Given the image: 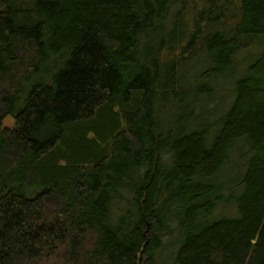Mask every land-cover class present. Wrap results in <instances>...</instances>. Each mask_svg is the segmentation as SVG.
<instances>
[{
    "label": "trees",
    "instance_id": "1",
    "mask_svg": "<svg viewBox=\"0 0 264 264\" xmlns=\"http://www.w3.org/2000/svg\"><path fill=\"white\" fill-rule=\"evenodd\" d=\"M0 264H264V0H0Z\"/></svg>",
    "mask_w": 264,
    "mask_h": 264
},
{
    "label": "rangeland",
    "instance_id": "2",
    "mask_svg": "<svg viewBox=\"0 0 264 264\" xmlns=\"http://www.w3.org/2000/svg\"><path fill=\"white\" fill-rule=\"evenodd\" d=\"M3 124H4V125H12V124H13V120L10 119V118H6V119L3 121ZM170 249H171V248H170ZM166 253H167V252H163L162 257L165 256ZM165 257H166V256H165ZM163 258H164V257H163Z\"/></svg>",
    "mask_w": 264,
    "mask_h": 264
}]
</instances>
